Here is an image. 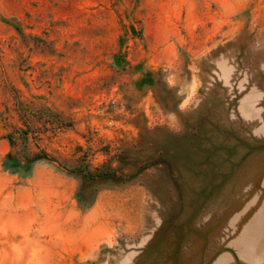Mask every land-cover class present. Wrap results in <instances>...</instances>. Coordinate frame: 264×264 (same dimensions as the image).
<instances>
[{"label": "rangeland", "instance_id": "374dc122", "mask_svg": "<svg viewBox=\"0 0 264 264\" xmlns=\"http://www.w3.org/2000/svg\"><path fill=\"white\" fill-rule=\"evenodd\" d=\"M248 90L264 0H0V264H250Z\"/></svg>", "mask_w": 264, "mask_h": 264}, {"label": "crops", "instance_id": "0c3cea01", "mask_svg": "<svg viewBox=\"0 0 264 264\" xmlns=\"http://www.w3.org/2000/svg\"><path fill=\"white\" fill-rule=\"evenodd\" d=\"M263 94L256 90H248L241 95L237 105L238 117L252 127L253 136L264 138V107L261 104L263 101ZM258 219L252 220L246 224L242 232L245 238L241 241H236L234 249L240 258L245 259L250 264H261L264 259V252H259L252 241H257L258 236L264 234V211L261 212ZM254 235V236H249ZM260 239V238H259ZM235 257L224 252L221 256L217 257L214 264H237Z\"/></svg>", "mask_w": 264, "mask_h": 264}, {"label": "trees", "instance_id": "16d2710c", "mask_svg": "<svg viewBox=\"0 0 264 264\" xmlns=\"http://www.w3.org/2000/svg\"><path fill=\"white\" fill-rule=\"evenodd\" d=\"M23 138L25 139L27 133L26 132H22ZM40 159H45L47 161H54L52 158L46 156L44 153H41L39 155H35V157L33 158V161H37ZM71 173H73V171H70ZM77 172H82V171H77ZM110 178H113V175L110 173H97V174H91V173H85L83 174V179H84V186L88 187L91 185V182H105L108 181Z\"/></svg>", "mask_w": 264, "mask_h": 264}]
</instances>
